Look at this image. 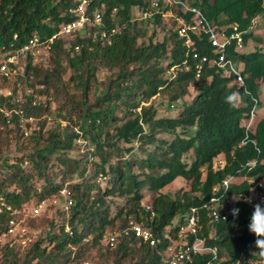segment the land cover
Segmentation results:
<instances>
[{"label": "trees", "instance_id": "1", "mask_svg": "<svg viewBox=\"0 0 264 264\" xmlns=\"http://www.w3.org/2000/svg\"><path fill=\"white\" fill-rule=\"evenodd\" d=\"M191 1L209 22L221 27L237 23L243 31L264 15V0ZM102 3L109 11L118 8L122 24H129L137 5L136 0H99L94 6ZM70 7L69 0H0V55L20 50L35 36L42 41L54 37L60 24L72 20L65 14ZM156 24L161 26V20ZM140 25L145 24H129L111 44L58 38L52 45L51 68L34 64L30 58L24 67L13 65L17 73L12 77L0 74V89L15 85L11 96H0V106L24 110L28 117L38 118L41 126L34 131L31 124L23 127L32 130L33 152L10 162L4 157L5 149L12 134L20 140L23 130L17 114H12L10 123L1 115L0 239L27 208L60 198L64 191L70 209L66 218L68 212L55 207L63 222L44 217L50 233L41 232L26 247L13 240L0 246V264H86L95 258L103 264H166V228L192 209L199 211V236L228 258L219 264H233L243 253L251 256L256 239L248 230L253 207L232 201L239 194H250L264 180V119L250 130L245 127L258 82H264V51L228 49L231 58L244 64L246 94L216 68L207 66L198 75L192 54H212L207 35L187 49L177 31L155 42V26ZM150 27L154 29L151 34ZM256 37L264 42V26L262 36ZM249 38L255 34H246L245 42ZM76 46H81L79 54ZM172 68L175 73L167 76ZM102 69L111 73L105 81L98 79ZM99 87L105 88L104 94L90 103ZM21 88L32 93L24 91L22 101L17 102ZM159 95L172 103L181 102L176 117H157L154 98ZM40 96L51 100L42 102ZM52 115L75 127L63 129L57 120L44 134L47 120L42 118ZM83 145L93 149L83 152ZM99 179L108 180L106 188ZM177 179H183L187 188L168 195L167 189ZM146 191L153 196L150 211L143 207ZM224 205L230 210L228 218L221 216L214 222L211 211L223 215ZM232 209H239L238 215ZM131 221L144 223L164 243L154 248L141 240L122 239L116 249L105 244L111 232L128 227ZM35 223L29 221L32 227ZM211 258V254L197 256L194 264H208Z\"/></svg>", "mask_w": 264, "mask_h": 264}, {"label": "built area", "instance_id": "2", "mask_svg": "<svg viewBox=\"0 0 264 264\" xmlns=\"http://www.w3.org/2000/svg\"><path fill=\"white\" fill-rule=\"evenodd\" d=\"M96 1L99 0H69L71 7L65 14L72 18V20L60 24L57 34L49 40L42 41L38 36H35L29 44L20 50L1 54L0 73L6 76L15 75L17 69L13 65H21V61H26L27 64L30 58L34 64L44 65L50 61L52 45L58 38L71 40L81 37L93 39L94 42L103 41L104 43L111 44L115 36L130 28L129 24L137 21L139 24L157 27L159 25L156 24V21L159 19L161 20V26L159 27H165L167 34H171V30L177 31L179 38L183 40V44L187 49L195 46L196 39L201 40V36L207 35L208 43L213 48V56L212 54L202 55L198 52L192 54V59L197 61L196 70L199 76L207 66L216 68L223 72L225 76L232 78L233 83L240 89H245V93H249L246 89L244 65L231 58L228 53L229 48L239 53L245 49L243 35L246 32L240 30L239 24L234 23L221 27L211 23L199 9L192 7L188 0H136L137 5L132 8L129 24H122L121 18L118 15V8H113L109 11V8L104 3L100 7H95L94 3ZM180 11L182 15L178 13ZM188 15H192V17H188ZM74 50L79 54L81 46H76ZM190 53L191 51L188 52V56H190ZM26 93L31 94L32 91L28 89ZM253 100L256 104L257 100ZM20 101H22V98ZM35 104H40V102L36 101ZM13 113L19 116L21 127L37 123L38 118L34 116L28 117L24 110L9 111L7 108L0 106V124L2 123L1 115L10 123ZM250 116V119L247 121V130H250L254 124L255 108L252 110ZM25 135H29L28 130L25 131ZM242 145L244 146L246 143L244 142ZM230 181L225 182L226 187L229 186ZM256 187V189L251 190L250 194H239L234 197L232 202H242L250 207H253L254 204H260L264 207V184L258 183ZM63 194L66 195V191ZM248 198L251 199V203L245 202ZM212 201L215 200L213 199ZM45 205L46 203H43L33 208L32 214L39 215ZM218 205L219 202H216L215 206ZM66 206L69 209V203ZM143 207L147 211L152 209L149 203H144ZM212 208L214 209L212 206L207 207L209 210ZM222 208L223 215L216 210L211 211V217L214 222L219 221L221 216L223 219L228 218L230 210L225 205ZM16 224H18L16 221H12L8 234L3 237H7L14 232ZM21 227L19 234L16 236L23 237L27 235V229L22 225ZM201 232V219L197 209H192L183 220L180 217L177 218L176 224L173 223L172 226L166 228V248L163 252L165 263L194 264L197 256L205 254H211L212 257L208 264H219L220 261H227V256L220 255L218 247L209 246L207 240L199 236ZM122 239H126L127 241L141 240L154 248L164 243L163 240L155 237L151 229L146 227L144 223H136L134 221H131L126 228L116 229L111 232L105 240L112 249H116L119 241ZM29 241L32 242V239L29 238ZM249 251L251 256L243 253L233 264H264V257L260 256L259 249L255 244L250 247Z\"/></svg>", "mask_w": 264, "mask_h": 264}, {"label": "rangeland", "instance_id": "3", "mask_svg": "<svg viewBox=\"0 0 264 264\" xmlns=\"http://www.w3.org/2000/svg\"><path fill=\"white\" fill-rule=\"evenodd\" d=\"M141 27L142 26H145V25H140ZM263 26H264V15H260L254 22V31H255V34L256 36L258 35H261L263 34ZM146 27V26H145ZM153 27V26H152ZM150 27L149 30H150V34L154 31V29ZM156 28V31H157V36L156 38L154 39L155 42H162L164 40V37L165 35L167 34L166 30H164L163 27H159V26H155ZM258 38V39H256ZM262 37H255V39H251L248 41L247 45H246V53H250L251 51H254V50H262L264 51V42L263 40H261ZM66 58L63 56V63L64 65H66ZM52 55H51V59L50 61H48L47 63H45L44 65L46 66V68H51L52 66ZM167 64H169V60H167L164 64V66H166ZM26 65V61H21V66L24 67ZM167 76L168 75H171V74H174L175 73V70L172 68L170 70L167 71ZM1 74V73H0ZM111 75L110 72H108L107 70H100L98 72V79L100 81H105L109 76ZM12 77V76H10ZM259 83V89L257 91V99L259 101V105H258V108H257V115H256V118H255V125L258 123L259 120H262L264 119V82H258ZM15 88V85L12 84L10 88H7V89H0V96L2 97H9L12 95L13 93V89ZM24 91L26 92V90L24 88H21L19 91H18V94H17V99L16 101L19 102L22 98V94L24 93ZM104 91H105V88H101L99 87L97 93H95L91 99H90V103H94L95 102V99L97 96H100L102 94H104ZM74 92V91H73ZM96 96V97H95ZM41 97V96H40ZM77 98H79V95L77 94ZM40 101L42 102H46L47 100H51L50 98H46V97H41L39 98ZM154 105H155V108L157 110V117L158 118H169V117H176L177 116V113L180 109V106H181V102H178V103H172L170 102L166 97H164L163 95H159L157 96L156 98H154ZM150 106V102L149 103H145L144 107H148ZM7 108L8 109V106H3V108ZM9 110V109H8ZM15 110V109H14ZM10 111V110H9ZM12 111V110H11ZM2 119V118H1ZM42 120H47V124L43 130L44 134H46L52 127L55 126L56 124V121L58 120V125L61 127V128H66V126L68 125L67 122L65 121H62L61 119H56L54 115L52 116H49V117H43ZM41 120V121H42ZM3 121V119H2ZM38 121L37 120V123L32 125L31 128H34V130H40L41 126L40 124L38 125ZM84 123V120L82 121L81 125H83ZM69 128L72 127L74 128L75 126L73 125V123H70L69 125ZM23 130V127H21ZM29 131V135L26 136L25 135V129L23 131H21L23 133V137L20 136V140H14V136H15V133L12 134V140L10 139V146L7 147L5 149V155L4 157L8 158L10 162H14L17 157H23L31 152H33V144H34V140L32 141L30 138V132L32 131L31 129H27ZM76 130H81L79 128H76ZM83 132H86L88 135H90V133L88 132V128L87 127H83ZM84 142H81V144H83ZM136 147L138 146V144H134ZM26 147L27 149H25L24 152H20L19 151V148L20 147ZM84 146V145H83ZM88 148L89 149H93L92 147L90 148V146L88 147H82V151H86ZM76 154V153H75ZM79 153H77L76 155L79 157L78 155ZM76 155H73V156H76ZM77 157V158H78ZM188 160L190 162L193 161V156L191 154H189L187 156ZM223 159L222 156H219V159L218 161H221ZM219 164V163H218ZM221 165V164H220ZM76 181H79L78 177H75ZM244 179H237L236 181H243ZM108 180L107 179H99V183L102 185V188H106L107 186V182ZM260 183H263L264 184V180L260 181ZM181 188H184L186 189V183L183 179H177L176 182L171 186L169 187V189H167V193L168 195H174V193L176 191H178L179 189ZM146 194V198L145 200L143 201L144 203H152L151 202V199H152V194L149 193L148 191L145 192ZM118 204H123V200H120V199H116L115 200ZM60 206V208H62L64 211L68 212L67 217H69V212H70V209H67V206H66V199H65V195H63L62 197L60 198H54L52 200H50L48 203H46V205L42 208V210L40 211V214L39 215H33L32 214V206L27 208L26 211H25V214L23 215V217H17V220L16 222L18 224H16L15 228H14V232H12L9 236L7 237H2L0 239V246H3L5 243H7L9 240H13L14 243L16 244H19L21 245L22 247H26L27 245H29L31 242L29 241V238H31L33 240V238H36L41 232H45L44 234H47V233H50L49 232V226L44 224V220L43 218L44 217H49V218H55V220H57L58 224H61L62 219H61V222H60V218H59V214L57 212V208L55 207H58ZM113 210L116 212V208H113ZM34 220L36 223H35V227H32L30 226L29 224V221L30 220ZM179 220V219H178ZM174 224H176V220L173 222ZM24 226L26 229H27V235L21 237V236H16L17 234H19V229L22 228L21 225ZM52 231V229H51ZM55 232H57V234L59 233V229L57 228L55 230ZM16 240V241H15ZM106 240H105V244H106ZM90 264H103V262L99 259V258H95L93 261L89 262Z\"/></svg>", "mask_w": 264, "mask_h": 264}, {"label": "clouds", "instance_id": "4", "mask_svg": "<svg viewBox=\"0 0 264 264\" xmlns=\"http://www.w3.org/2000/svg\"><path fill=\"white\" fill-rule=\"evenodd\" d=\"M189 4L192 6V7H196L197 9H199L205 16L206 14L197 6L194 5V3L191 1V0H188ZM181 12V11H180ZM180 12H178L180 14ZM182 13V12H181ZM188 17H192V15H188ZM207 17V16H206ZM256 20V19H255ZM254 20V22H255ZM254 22L253 24L246 30H241L242 32H246L244 33L243 35V38H244V43H245V49L243 52L241 53H246V45L248 43L249 40L251 39H255V38H249L247 40V42H245V35L248 34V33H254L255 34V27H254ZM255 37H256V34H255ZM256 51V50H254ZM252 52V51H251ZM244 65V64H243ZM245 73V71H244ZM246 76V74H245ZM247 77V76H246ZM247 94V93H246ZM254 98L253 99H256L257 100V103L255 104L254 103V106L252 108V110L255 108V118H256V115H257V108H258V105H259V101L257 99L256 96H253ZM251 110V112H252ZM251 115V113H250ZM251 117V116H250ZM250 119V118H249ZM248 119V120H249ZM247 120V121H248ZM247 121L245 122V127L247 126ZM256 125H255V119H254V124L252 125L251 128H254ZM219 158V157H218ZM244 179V178H242ZM237 180V179H236ZM245 180V179H244ZM241 181H235L234 183H240ZM247 203H251V199L248 198L246 199ZM149 203V202H148ZM151 204V203H149ZM252 207V206H251ZM239 213V209H232V214L234 216L238 215ZM248 230L250 233L254 234L256 239H255V246L259 249V254L261 257H264V207H262L260 204H254L253 205V211L251 213V217H250V223L248 225Z\"/></svg>", "mask_w": 264, "mask_h": 264}]
</instances>
